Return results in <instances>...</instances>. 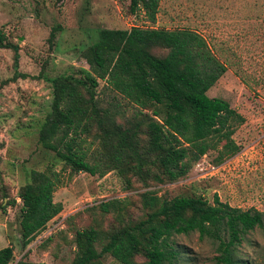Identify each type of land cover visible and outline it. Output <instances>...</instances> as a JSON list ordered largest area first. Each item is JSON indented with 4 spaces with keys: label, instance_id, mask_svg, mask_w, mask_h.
I'll use <instances>...</instances> for the list:
<instances>
[{
    "label": "rangeland",
    "instance_id": "obj_1",
    "mask_svg": "<svg viewBox=\"0 0 264 264\" xmlns=\"http://www.w3.org/2000/svg\"><path fill=\"white\" fill-rule=\"evenodd\" d=\"M130 0H0V249L13 247V260L35 264H71L78 230L94 228L100 233L97 250L109 234L143 220L151 212L148 196L162 200L215 196L231 207L264 212V0H160L156 23L143 12L131 14ZM132 27L164 30L190 29L201 34L215 56L227 66L225 74L207 92L210 98L227 101L244 118L233 135L239 152L216 164L209 152L175 182L157 169L150 178L106 170L103 176L74 173L52 151L38 142L39 131L52 100L51 81L91 76L89 47L100 30ZM54 38L50 39L51 32ZM17 47L14 51L2 45ZM156 56L165 50L152 49ZM96 108L107 110L117 125L128 128L155 107L133 104L97 79ZM86 100L89 95L80 89ZM91 109V104H86ZM101 116V114H100ZM145 139V136H141ZM102 132L93 123L82 135L79 148L93 164L106 153ZM102 143V145H101ZM107 163V161L105 162ZM31 171L54 172L58 180L53 201L62 211L26 247L20 241L19 190L30 182ZM155 177H159L158 179ZM16 204L8 206L9 201ZM113 203L108 212L101 203ZM186 257L178 264H216L218 254L209 241L196 233L173 238ZM236 255L240 264H264V228L247 233ZM104 264H121L104 256ZM145 259L138 255L134 264Z\"/></svg>",
    "mask_w": 264,
    "mask_h": 264
},
{
    "label": "trees",
    "instance_id": "obj_2",
    "mask_svg": "<svg viewBox=\"0 0 264 264\" xmlns=\"http://www.w3.org/2000/svg\"><path fill=\"white\" fill-rule=\"evenodd\" d=\"M159 2L130 0L129 11L133 15L143 12L146 20L155 24ZM2 46L14 51L16 67L17 47L8 43ZM155 48L166 54L154 55ZM88 52L95 76L85 73L82 79L62 76L51 81L50 112L38 134L39 144L52 151L71 172L103 176L106 170H115L119 176L130 172L139 178H150L154 168L175 182L209 152L217 154V165L239 152L233 135L244 118L227 101L208 97V90L225 74L227 66L201 34L190 29H103ZM97 79L137 106L152 104L155 109L151 116L143 115L125 129L117 125L112 114L96 108ZM81 88L86 89L88 100ZM86 104H91V109ZM93 123L102 132L107 150L91 164L78 141L90 133ZM55 176L54 172L31 171L30 182L19 190L20 241L24 247L62 211V205L53 201L58 184ZM15 204L11 200L8 206ZM112 204L101 203V211L108 212ZM145 206L151 209L145 219L109 234L99 251V231H76L71 264H104L106 255L121 264H134L138 255L145 259L142 264H178L186 253L173 238L192 233L214 246L216 264H240L236 252L245 235L264 228V212L231 207L217 196L210 204L200 197L160 201L151 195ZM12 260V246L0 249V264H10Z\"/></svg>",
    "mask_w": 264,
    "mask_h": 264
}]
</instances>
